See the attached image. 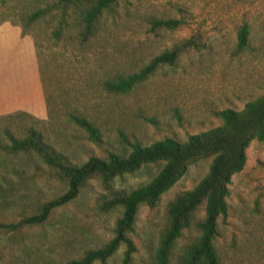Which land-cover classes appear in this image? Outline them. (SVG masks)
I'll use <instances>...</instances> for the list:
<instances>
[{
  "label": "rangeland",
  "instance_id": "1",
  "mask_svg": "<svg viewBox=\"0 0 264 264\" xmlns=\"http://www.w3.org/2000/svg\"><path fill=\"white\" fill-rule=\"evenodd\" d=\"M47 1L56 3L0 0V39L5 40L7 66L18 62L13 64L17 65L12 74L15 82L9 89L27 94L31 90L28 77L35 68L43 94L42 103L31 101L8 113L24 111L46 119L49 110L45 136L73 162L105 158L111 152L123 154L133 142L147 145L164 137L186 140L220 125L219 111L240 110L263 92L264 0H119L87 41L77 38L70 19L69 27L54 39L56 11L33 24L22 21L27 8ZM156 18H175L181 24L174 30L152 31L150 20ZM244 23L250 29L248 45L238 50L237 34ZM21 24L26 25L25 34ZM182 43L187 46L174 65H160L129 92L105 89L104 80L135 72L156 54ZM69 111L90 120L101 140L93 142L83 128L69 121ZM210 160L189 165L155 207H140L131 234L136 245L133 264H150L168 202L193 188L206 174ZM21 161L22 172L6 175L9 199L20 198L26 191L28 198L45 201L66 190L38 157L25 156ZM159 168L160 164L143 166L115 178L111 188H135ZM106 187L99 178H90L74 200L55 209L42 225L15 235L0 229V264H64L109 240L117 212L100 206L108 195ZM228 189V214L218 219L214 240L220 260L222 264H264V141L249 144L245 165L232 176ZM18 211L19 206L0 204V222H16ZM203 214L200 207L197 219ZM196 235L194 227L186 230L174 253ZM111 264H120V251Z\"/></svg>",
  "mask_w": 264,
  "mask_h": 264
},
{
  "label": "trees",
  "instance_id": "2",
  "mask_svg": "<svg viewBox=\"0 0 264 264\" xmlns=\"http://www.w3.org/2000/svg\"><path fill=\"white\" fill-rule=\"evenodd\" d=\"M118 1L56 0L52 5L47 1L43 6L38 2L26 9L22 21L33 24L56 11L54 16L58 26L53 31L54 39L69 27L70 19L77 38L87 41L95 34L99 21L113 10ZM180 24L181 21L175 18L150 20L152 31L162 28L174 30ZM24 25L21 26L23 34L26 33ZM249 34V26L244 23L237 34L238 50L247 47ZM186 46V43L174 46L156 54L135 72L104 80L105 89L114 93L129 92L154 74L160 65H174ZM217 115L221 119L220 125L190 135L186 140L164 137L147 145L133 142L126 153L111 152L105 158L91 156L78 163L71 161L45 136L49 110L46 119L24 111L0 115V204L6 203L7 208L16 209L19 206L20 214L16 222H0L2 233L15 235L24 228L42 225L55 209L74 200L88 179L95 177L108 189V195L104 196L100 206L106 211L117 212L112 236L99 246L83 250L80 256L70 258L64 264H111L119 251L120 264H133L136 245L131 234L140 207H155L161 195L185 174L189 165L210 157L208 170L199 182L168 202L164 228L159 233L150 264H222L214 244L218 219H224L228 214V185L232 176L243 169L246 149L254 140L264 141V87L262 94L247 101L242 109L225 108ZM67 119L83 128L93 142L101 140L97 128L85 116L69 111ZM19 130L23 131L20 136L16 134ZM25 156L38 157L56 178L64 182L66 190L45 201L28 198L26 191L20 195L21 199L14 196L9 199L4 184L10 180L6 175L22 172L19 165ZM149 164H160V168L146 183L130 190H112L111 183L115 178L132 174ZM200 207H203L204 214L197 219ZM192 227L197 235L175 254L176 243Z\"/></svg>",
  "mask_w": 264,
  "mask_h": 264
},
{
  "label": "crops",
  "instance_id": "3",
  "mask_svg": "<svg viewBox=\"0 0 264 264\" xmlns=\"http://www.w3.org/2000/svg\"><path fill=\"white\" fill-rule=\"evenodd\" d=\"M15 54L16 52H13V56ZM15 63L18 62L10 61L11 66H7V51L5 49V40H3V38L0 39V115L10 112L11 109H22V106L24 104L27 105L31 101L35 103H38L37 101H39V103L43 102V94L39 85L35 68L33 72L30 71V74L28 73V82L30 81L31 83H29V85L31 86V90L27 94L19 93V91L16 89H9L10 87H12L11 85L15 82V78L12 77V74H14L13 71L17 66H13V64ZM11 80H13L12 83H10Z\"/></svg>",
  "mask_w": 264,
  "mask_h": 264
}]
</instances>
